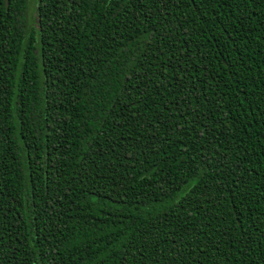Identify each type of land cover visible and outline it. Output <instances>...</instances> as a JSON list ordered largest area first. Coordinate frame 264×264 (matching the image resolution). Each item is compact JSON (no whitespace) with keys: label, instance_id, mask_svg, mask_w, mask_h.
Wrapping results in <instances>:
<instances>
[{"label":"trees","instance_id":"1","mask_svg":"<svg viewBox=\"0 0 264 264\" xmlns=\"http://www.w3.org/2000/svg\"><path fill=\"white\" fill-rule=\"evenodd\" d=\"M0 0V264H264V0Z\"/></svg>","mask_w":264,"mask_h":264},{"label":"rangeland","instance_id":"2","mask_svg":"<svg viewBox=\"0 0 264 264\" xmlns=\"http://www.w3.org/2000/svg\"><path fill=\"white\" fill-rule=\"evenodd\" d=\"M28 16L31 19V22L35 21L33 20L36 17V1L35 0H30L29 2Z\"/></svg>","mask_w":264,"mask_h":264}]
</instances>
